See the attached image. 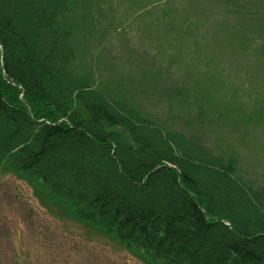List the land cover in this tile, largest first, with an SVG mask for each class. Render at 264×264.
Masks as SVG:
<instances>
[{
  "label": "trees",
  "instance_id": "16d2710c",
  "mask_svg": "<svg viewBox=\"0 0 264 264\" xmlns=\"http://www.w3.org/2000/svg\"><path fill=\"white\" fill-rule=\"evenodd\" d=\"M95 4L0 0V171L149 263L264 264V184L98 81Z\"/></svg>",
  "mask_w": 264,
  "mask_h": 264
},
{
  "label": "rangeland",
  "instance_id": "374dc122",
  "mask_svg": "<svg viewBox=\"0 0 264 264\" xmlns=\"http://www.w3.org/2000/svg\"><path fill=\"white\" fill-rule=\"evenodd\" d=\"M92 1L78 20L90 14L87 61L98 81L120 85L174 130L201 127L210 148L234 155L242 176L264 184V2ZM0 264L152 263L0 171Z\"/></svg>",
  "mask_w": 264,
  "mask_h": 264
}]
</instances>
